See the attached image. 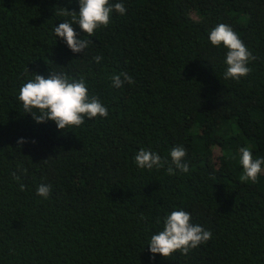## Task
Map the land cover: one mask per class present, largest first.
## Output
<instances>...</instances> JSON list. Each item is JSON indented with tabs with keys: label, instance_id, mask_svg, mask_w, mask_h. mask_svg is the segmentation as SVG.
Segmentation results:
<instances>
[{
	"label": "trees",
	"instance_id": "obj_1",
	"mask_svg": "<svg viewBox=\"0 0 264 264\" xmlns=\"http://www.w3.org/2000/svg\"><path fill=\"white\" fill-rule=\"evenodd\" d=\"M115 2L126 13L93 37L73 25L92 42L73 53L53 26L78 0H0V264H264V165L252 183L239 163L241 147L264 159V0ZM219 23L255 57L239 80L224 79L227 50L208 40ZM49 72L83 77L107 117L36 123L19 88ZM121 72L135 83L113 87ZM175 146L187 173L133 162L140 148L170 162ZM177 209L212 238L153 257L147 242Z\"/></svg>",
	"mask_w": 264,
	"mask_h": 264
},
{
	"label": "clouds",
	"instance_id": "obj_2",
	"mask_svg": "<svg viewBox=\"0 0 264 264\" xmlns=\"http://www.w3.org/2000/svg\"><path fill=\"white\" fill-rule=\"evenodd\" d=\"M78 4V13L60 8L56 14L70 19L53 26L55 37L61 38L73 53H84L92 43L90 39L78 36L73 29L74 24L78 25L88 37H93L97 29L106 28L110 24L113 12L124 15L127 11L122 2L110 3V0H78ZM208 40L211 45L215 47L222 45L227 50L224 58L226 69L223 73L225 80H239L251 72L248 64L255 57L231 26L224 23L217 24L210 30ZM101 59L102 57L98 55L93 57L96 63ZM32 74L31 79L21 84L18 100L23 105L24 113H29L36 123L51 120L55 122L57 129L64 130L81 126L85 118L91 120L98 116L107 117V108L95 95L89 96L83 77L77 79L62 72H49L47 78L36 73ZM109 79L115 88H120L125 83L130 85L135 83L126 72L112 74ZM24 142L20 139L17 144L21 145ZM239 154V163L243 168L240 180L256 183L264 159H254L248 147H241ZM169 156L170 162L168 158L154 151L140 148L134 155L133 162L138 168L147 170H152L154 167L160 169L167 165L168 175H175L176 170L182 173L189 171V165L184 162L186 150L183 146L173 147ZM13 176L19 179L15 174ZM20 187L23 190L24 186ZM50 192V185L41 184L36 189V194L44 199L49 197ZM157 223L159 224L160 220ZM211 238L210 230H205L202 226L191 222L189 212L177 209L163 217V229L151 235L147 249L153 257L155 254H160L165 258L177 251L182 255H188L191 249L206 243Z\"/></svg>",
	"mask_w": 264,
	"mask_h": 264
}]
</instances>
